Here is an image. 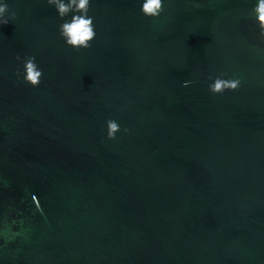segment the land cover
<instances>
[{"label":"water","instance_id":"95a60500","mask_svg":"<svg viewBox=\"0 0 264 264\" xmlns=\"http://www.w3.org/2000/svg\"><path fill=\"white\" fill-rule=\"evenodd\" d=\"M4 2L0 264H264L258 0H164L159 18L91 0L80 50L47 0ZM216 77L241 87L213 95Z\"/></svg>","mask_w":264,"mask_h":264},{"label":"clouds","instance_id":"9594fccd","mask_svg":"<svg viewBox=\"0 0 264 264\" xmlns=\"http://www.w3.org/2000/svg\"><path fill=\"white\" fill-rule=\"evenodd\" d=\"M50 6H55L58 16L64 20L60 25L59 31L61 37L65 40L67 46L80 49H90L92 41L96 38L94 18L89 16L91 0H47ZM142 13L149 18H159L164 11V0H144L142 3ZM10 11L6 2L0 3V25H7L10 20L7 13ZM256 23L259 28V35L264 38V0H258V4L253 8ZM71 15V20L65 18ZM15 19L16 12L11 13ZM16 59L20 61L22 58L17 55ZM25 74L23 80L32 87H39L43 71L38 67L35 56H28L23 60ZM21 73L18 71L17 76ZM192 81H185V87L189 86ZM241 87V79L238 77L232 79H224L216 77L214 83L209 85V90L213 95H223L226 91H237ZM121 131L120 124L113 119L107 121V138L115 140L117 133ZM128 133L130 129H123Z\"/></svg>","mask_w":264,"mask_h":264}]
</instances>
